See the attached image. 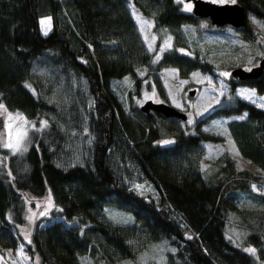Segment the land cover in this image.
Returning a JSON list of instances; mask_svg holds the SVG:
<instances>
[{
	"label": "trees",
	"instance_id": "obj_1",
	"mask_svg": "<svg viewBox=\"0 0 264 264\" xmlns=\"http://www.w3.org/2000/svg\"><path fill=\"white\" fill-rule=\"evenodd\" d=\"M129 1L152 19L157 35L159 28L171 33L173 45L153 63L127 0H0V101L26 117L47 119L29 131L21 150L0 161V248L22 245L32 264H79L80 255L107 264L131 257L144 241L160 240L169 246L166 264H255L249 251L228 239L224 225L228 211L237 209L239 191L249 193L260 205L238 208L247 227L242 241L264 257V193L250 187L264 175L235 168L223 153L219 173L204 176L202 140L217 138L201 125L232 115L224 123L239 153L264 170V108L234 91L237 83L264 91V68L253 77L229 76L226 93L194 119L195 131L179 126L177 116L143 111L135 98L144 83L162 89L159 66L172 65L179 76L193 69L212 73L213 66L196 51L176 49L184 45L181 24L194 23L198 15L175 0ZM235 1L245 14L264 18V0ZM42 14L49 16L47 34L38 27ZM234 28L252 37L246 20ZM138 65H145L143 72ZM125 75L130 82L121 101L110 84ZM79 89L90 97L85 113ZM83 127L91 146L84 133L75 135ZM165 131L172 138L160 142ZM124 157L132 167L127 175L136 170L155 196L121 179L117 162ZM47 191L51 206L22 237L23 193ZM108 205L131 217L122 220L115 208L107 213ZM114 212L120 217L112 218Z\"/></svg>",
	"mask_w": 264,
	"mask_h": 264
},
{
	"label": "rangeland",
	"instance_id": "obj_2",
	"mask_svg": "<svg viewBox=\"0 0 264 264\" xmlns=\"http://www.w3.org/2000/svg\"><path fill=\"white\" fill-rule=\"evenodd\" d=\"M178 2L180 8L188 10L186 5L191 4L190 0H175ZM213 1H231V0H213ZM127 6L133 21L138 29L142 42L145 48L150 52V62L153 63L157 59L161 51L170 48L172 44V36L169 31L163 28L155 31L153 29L152 19L140 13L129 0ZM248 23L252 31L251 38H245L241 33L230 24L216 25L209 23L206 16H198L194 23L181 24V31L184 36V45L178 46L183 52L194 53L195 51L203 56L212 64V73L208 71H199L196 69L190 70L186 76H179L176 68L172 65H161L155 70V75L160 79L162 89H158L154 83L150 85L144 84L140 87V94L135 98V103L138 105L145 98L153 100L166 101L185 112V117L176 118V122L184 130L195 131L193 127L194 119L215 103L220 97L226 93L228 87L229 69L232 66L239 65L245 68L255 64L261 54L264 53V18H259L246 12L244 21ZM42 21L48 23L42 24ZM243 21V22H244ZM38 27L41 32H46L49 28V16L42 14L38 17ZM157 39V40H156ZM145 65H138L136 70L138 73L143 72ZM130 78L124 77L114 78L111 81L110 87L119 100L124 101V89L129 85ZM150 82H153L152 79ZM193 87L192 93L187 90ZM234 91L240 97L253 102L255 105L264 108V91L256 92L252 86L245 83H237L234 86ZM78 94V93H77ZM76 98L79 101V107H83V113L90 108V97L86 91L79 89V94ZM0 161L5 160L6 153L21 150L26 143V136L33 128H39L45 125L46 117L44 115L35 118L24 116L16 108H7L0 101ZM22 116L23 119L18 117ZM228 116H215L205 123H202L201 128L214 134L215 140H202L204 151L200 159V166L204 176H211L219 173L221 161L220 155L227 154L235 168H247L254 173L263 174L264 170L259 168L255 163L251 162L246 157L242 156L231 136L229 135L225 120ZM85 119V118H84ZM85 136L82 139L85 143L91 146L92 139L89 131L83 127L80 131L75 133L76 137L82 133ZM160 136V142H168L171 140V134L166 131ZM157 139V140H158ZM16 147H7L6 145L12 143ZM124 157L121 162H117L121 173L120 177L124 182L135 191L141 193H148L155 196L153 185L146 178H141L136 170L127 175V170H131L129 162ZM118 161V159H117ZM126 168V169H125ZM251 190L264 193V180L251 181ZM249 193L239 191L237 209L229 210L225 219L224 230L228 239L249 251L255 264H264V257L258 256L255 247L250 244L243 243V235L247 231V227L239 219L238 208L241 206H259V202L255 198L248 197ZM26 202L25 219L22 224L18 226L22 237L26 238L30 224L35 216L44 213L52 201L49 197L48 191L40 196L34 194L23 193ZM118 210L122 216V220H127L131 217V213L127 210L116 208L113 206H106L107 213L109 210ZM116 212L111 213L112 218H119ZM75 216L71 218L74 220ZM264 245V244H263ZM169 246L166 242L160 240H147L142 245L134 250L131 257H122L119 259L110 260L107 264H166L165 250ZM34 258L22 249V245L15 248L1 247L0 248V264H32ZM79 264H93L84 255H80ZM106 264V263H100Z\"/></svg>",
	"mask_w": 264,
	"mask_h": 264
},
{
	"label": "water",
	"instance_id": "obj_3",
	"mask_svg": "<svg viewBox=\"0 0 264 264\" xmlns=\"http://www.w3.org/2000/svg\"><path fill=\"white\" fill-rule=\"evenodd\" d=\"M190 12L198 16H206L208 20L216 25L230 24L231 26H238L243 23L245 13L243 7L234 0L231 1H213V0H190ZM264 67V53L261 54L257 62L248 68L235 65L229 69V75L243 79L246 77L256 76ZM193 87L187 90L192 93ZM139 109L147 111L148 109L156 110L164 115H174L180 118L185 117V112L176 106L163 101L145 98L138 104Z\"/></svg>",
	"mask_w": 264,
	"mask_h": 264
},
{
	"label": "snow or ice",
	"instance_id": "obj_4",
	"mask_svg": "<svg viewBox=\"0 0 264 264\" xmlns=\"http://www.w3.org/2000/svg\"><path fill=\"white\" fill-rule=\"evenodd\" d=\"M233 2H234V0H233ZM186 7H187V9L188 10H191V4H188V5H186ZM42 24H44V23H48L47 21H42L41 22ZM45 34H47L46 32H45ZM0 107H2V105H0ZM19 119H23V117L22 116H20V117H18ZM45 125H46V122H45ZM18 143H19V141H17V145H13L12 143H9V144H7L6 146L7 147H16V146H18ZM248 251H254L253 249H248Z\"/></svg>",
	"mask_w": 264,
	"mask_h": 264
}]
</instances>
